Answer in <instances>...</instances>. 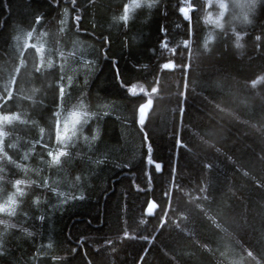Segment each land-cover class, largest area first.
Returning a JSON list of instances; mask_svg holds the SVG:
<instances>
[{
	"label": "trees",
	"instance_id": "1",
	"mask_svg": "<svg viewBox=\"0 0 264 264\" xmlns=\"http://www.w3.org/2000/svg\"><path fill=\"white\" fill-rule=\"evenodd\" d=\"M129 2L0 0V264H264V0Z\"/></svg>",
	"mask_w": 264,
	"mask_h": 264
},
{
	"label": "rangeland",
	"instance_id": "2",
	"mask_svg": "<svg viewBox=\"0 0 264 264\" xmlns=\"http://www.w3.org/2000/svg\"><path fill=\"white\" fill-rule=\"evenodd\" d=\"M183 4L181 6V13L183 16H187L189 12V5L188 0H183ZM215 1L216 4L219 6V10L221 15L224 14L227 11H231L233 14V17L235 19H238L240 14L244 12V3L248 2L249 0H209ZM142 0H130L128 5L126 6L125 13H127V10H135L139 7V3H141ZM210 24L215 25L216 20L212 19L210 21ZM170 65H173V67H177L176 63L172 60L168 61ZM85 117L84 115L76 112L67 113L63 116L61 123L59 124L56 122V139L62 144L66 145L69 143V141L76 139V137L83 136L80 134L82 133L83 126L85 124ZM12 119L9 118V116H0V126L9 125L10 121ZM1 131H0V153H1V145L3 142H1ZM9 157V156H8Z\"/></svg>",
	"mask_w": 264,
	"mask_h": 264
},
{
	"label": "water",
	"instance_id": "3",
	"mask_svg": "<svg viewBox=\"0 0 264 264\" xmlns=\"http://www.w3.org/2000/svg\"><path fill=\"white\" fill-rule=\"evenodd\" d=\"M169 67L170 66H173V65H168ZM150 104V101L148 100L147 102H145L144 104H142L139 108V111H140V115L139 117L142 118L145 116V113H146V110L148 108ZM157 210V203L156 201L154 200H151L149 201V203L147 204V207H146V215L147 216H153V214L155 213V211Z\"/></svg>",
	"mask_w": 264,
	"mask_h": 264
},
{
	"label": "clouds",
	"instance_id": "4",
	"mask_svg": "<svg viewBox=\"0 0 264 264\" xmlns=\"http://www.w3.org/2000/svg\"><path fill=\"white\" fill-rule=\"evenodd\" d=\"M241 40H242V35L241 34H237L234 46L242 47L243 45H242V43H240Z\"/></svg>",
	"mask_w": 264,
	"mask_h": 264
},
{
	"label": "built area",
	"instance_id": "5",
	"mask_svg": "<svg viewBox=\"0 0 264 264\" xmlns=\"http://www.w3.org/2000/svg\"><path fill=\"white\" fill-rule=\"evenodd\" d=\"M184 17H186V16H184Z\"/></svg>",
	"mask_w": 264,
	"mask_h": 264
}]
</instances>
